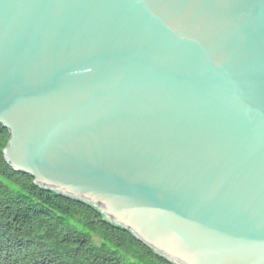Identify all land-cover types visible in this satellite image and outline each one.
Returning <instances> with one entry per match:
<instances>
[{"label":"water","instance_id":"95a60500","mask_svg":"<svg viewBox=\"0 0 264 264\" xmlns=\"http://www.w3.org/2000/svg\"><path fill=\"white\" fill-rule=\"evenodd\" d=\"M4 156L174 264H264V0H0Z\"/></svg>","mask_w":264,"mask_h":264},{"label":"trees","instance_id":"16d2710c","mask_svg":"<svg viewBox=\"0 0 264 264\" xmlns=\"http://www.w3.org/2000/svg\"><path fill=\"white\" fill-rule=\"evenodd\" d=\"M9 139L0 126V264H174L98 208L14 170Z\"/></svg>","mask_w":264,"mask_h":264},{"label":"bare ground","instance_id":"6f19581e","mask_svg":"<svg viewBox=\"0 0 264 264\" xmlns=\"http://www.w3.org/2000/svg\"><path fill=\"white\" fill-rule=\"evenodd\" d=\"M1 126V125H0ZM2 127V126H1ZM6 130V129H5ZM8 131V130H7ZM9 132V131H8Z\"/></svg>","mask_w":264,"mask_h":264}]
</instances>
